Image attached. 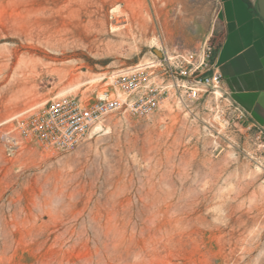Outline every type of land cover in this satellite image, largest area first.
<instances>
[{"label":"rangeland","instance_id":"obj_1","mask_svg":"<svg viewBox=\"0 0 264 264\" xmlns=\"http://www.w3.org/2000/svg\"><path fill=\"white\" fill-rule=\"evenodd\" d=\"M119 8L155 31L118 34ZM217 11V0H0V264H264V131L222 89L107 115L69 150L18 127L55 94L89 98L105 74L216 47ZM78 15L83 42L69 35L56 59L31 46Z\"/></svg>","mask_w":264,"mask_h":264},{"label":"built area","instance_id":"obj_2","mask_svg":"<svg viewBox=\"0 0 264 264\" xmlns=\"http://www.w3.org/2000/svg\"><path fill=\"white\" fill-rule=\"evenodd\" d=\"M214 50L204 44L198 52L164 53L157 61L105 74L103 86L89 98L55 94L19 113L20 133L43 150H69L107 115L146 117L172 97L188 105L202 91L221 89Z\"/></svg>","mask_w":264,"mask_h":264},{"label":"crops","instance_id":"obj_3","mask_svg":"<svg viewBox=\"0 0 264 264\" xmlns=\"http://www.w3.org/2000/svg\"><path fill=\"white\" fill-rule=\"evenodd\" d=\"M217 1L221 36L214 58L221 89L264 131V20L253 0Z\"/></svg>","mask_w":264,"mask_h":264},{"label":"bare ground","instance_id":"obj_4","mask_svg":"<svg viewBox=\"0 0 264 264\" xmlns=\"http://www.w3.org/2000/svg\"><path fill=\"white\" fill-rule=\"evenodd\" d=\"M143 7H146V5H143L141 8ZM118 14L123 15L125 17V20L128 22V24L125 25L124 30L118 31V34L120 35H131L133 32L138 31L141 36H144L150 32L155 31L154 23L151 17L147 16V14H143V16H141V18L137 22H132L131 15L125 8H119ZM89 23V21H83L78 15L75 17L74 22H72L71 25L62 27L61 29H57L54 31L48 29L37 30L30 35V39H33L35 41V43L31 46L43 50L45 52L43 58L56 59L57 54L51 53V51L58 52L61 50L64 51V49L69 48L72 42L69 40V35L73 38H76L79 43L83 42L85 40V37L89 35ZM213 93L216 96H222L220 88H215L213 90ZM16 94H18V90H15L12 95ZM96 128H100V124H97Z\"/></svg>","mask_w":264,"mask_h":264},{"label":"water","instance_id":"obj_5","mask_svg":"<svg viewBox=\"0 0 264 264\" xmlns=\"http://www.w3.org/2000/svg\"><path fill=\"white\" fill-rule=\"evenodd\" d=\"M257 13L264 20V0H253Z\"/></svg>","mask_w":264,"mask_h":264},{"label":"trees","instance_id":"obj_6","mask_svg":"<svg viewBox=\"0 0 264 264\" xmlns=\"http://www.w3.org/2000/svg\"><path fill=\"white\" fill-rule=\"evenodd\" d=\"M244 1L247 2V3H249V4H251L250 0H244Z\"/></svg>","mask_w":264,"mask_h":264}]
</instances>
